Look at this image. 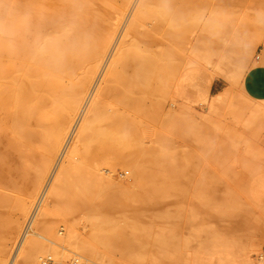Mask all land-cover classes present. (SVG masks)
<instances>
[{
  "label": "bare ground",
  "instance_id": "1",
  "mask_svg": "<svg viewBox=\"0 0 264 264\" xmlns=\"http://www.w3.org/2000/svg\"><path fill=\"white\" fill-rule=\"evenodd\" d=\"M130 1L132 0H0V188L8 189L12 186L27 188V197L19 205V216L11 219L3 229L0 264L6 262L10 252L9 247L12 246L9 245L18 236L21 225L19 217H24L29 212L33 189L42 185L45 174L50 170L57 152L63 145L66 134L83 105L87 92L92 87L100 65L109 52L107 50L110 44L112 45L114 34ZM200 1L138 0L101 79L112 80L114 83L100 86V93L106 90L112 92L116 101L127 111L117 118V128L121 133L136 132L144 119L152 120L154 117L147 114L146 109L140 105L143 100L141 102L140 97L133 96L131 92L144 94L143 91L146 89L149 92L150 76L158 75L165 70L164 68L163 71L159 70L162 64L157 62L158 52L151 47L161 45V42L156 40L158 32L160 34L161 31L160 36L171 43L170 48L173 44H176V47L180 45L174 43L176 37L181 38L183 34L187 37V42L184 41L186 37L182 36L184 38L182 40L189 47L182 45L181 40L180 50L175 47L178 53L183 51L181 52L183 55L179 54L180 58L182 57L181 61L184 57L182 72L180 77L177 76L178 82L176 81L175 88L179 87L184 95L181 92L180 94L182 97L185 96L184 99L186 98V102H183L184 107L181 106L185 109L182 111L186 113V115L184 113L186 117L191 115L189 108L191 98L185 94V80H190L189 73L193 77L195 72L203 69V74L207 75V82L210 84L213 78L209 68L211 50L218 55L217 68L221 69L219 65L231 50L221 47L213 50L209 45L212 41H224L225 38L220 34L224 28H227L231 34L237 31L239 22L236 9L239 1L216 0L217 3L211 8L216 6L218 10H215L216 7H214L215 12L209 9L213 14L208 13V17L204 18L205 21L203 20L204 22L198 27V32H195L197 36L195 35L194 42L191 40L193 43L191 44L190 39L194 31L186 29L183 33L181 29L186 27L187 24L183 26L184 21L186 23L189 19L186 13L188 14V11L190 13ZM228 4L232 5L233 9L227 17L228 20L222 19L223 14L220 12L219 15L216 11ZM259 17L260 20L264 19L262 14ZM180 32L183 33L181 36ZM209 33H214L218 39L217 37L211 39ZM41 46L44 48L43 52L40 51ZM147 50L149 51L146 54ZM194 51H198L197 55ZM247 51L248 48L244 47L240 51V57L244 58ZM259 62L264 63V53ZM158 70L159 72L156 73ZM161 73L163 77L164 74ZM191 80L193 81L192 78ZM151 87L153 89V86ZM227 90L217 91L218 93L211 95L212 99L209 97L208 100L216 105L220 104L223 102L221 98L229 94ZM198 93L201 94V91ZM141 98L143 99V95ZM90 102L92 103L88 106V114L82 117L75 139L69 147L66 161L55 177V184L60 189L51 192L49 199L40 198L30 219V230L27 232L29 236L26 233L23 235L17 252L11 256L9 264L14 263L18 253L20 258L17 264H41L39 255L35 254L38 251L46 253L50 250L58 256L64 254L62 253L64 249L72 251V248L75 252L89 254L95 264H106L104 260L110 255L108 252L118 254L119 251L122 255L125 253L131 255V251H134V253L138 252L140 257V250L143 249V252L149 246L155 248L154 245L160 247L162 243H166L161 242V237L159 238L157 234L159 228L162 231L164 227L160 220L169 222L170 226H173L170 230L174 231L179 227L182 215L184 216L182 219H191L194 215L193 210H189L187 214L169 212L165 209L154 210L170 189L189 185V168L193 164L191 161L188 163V160L187 163L182 162L183 158L182 161L175 160L173 163L174 154L170 150L172 146L169 145L170 141L166 137V134L173 132V129L162 121L147 122H151L154 127L156 145L144 147L138 154L123 152L108 159L107 164L110 167L120 165L130 169L132 181L128 186L107 175L109 171L106 175L94 176L89 186L81 184L78 189V183L72 184L70 175L78 172L81 166L71 156L80 152L81 141L98 132L103 119L99 100ZM211 104L209 107L216 106ZM188 131L190 132V129L187 128L181 133ZM196 132L204 136L197 142L200 141L205 145L204 147L207 146L206 149H209L210 135L207 131L196 130ZM261 181L264 186V175ZM102 188L107 189V197L96 205L93 199L99 195ZM240 188L241 192L247 194L246 186L241 185ZM229 197V199L208 200L204 204L207 216L211 220L224 221L226 216H233L231 213L237 211L233 212L231 209L235 205L230 204L233 196ZM212 198L210 196L209 199ZM85 200L94 203L92 207L101 212V217L95 219L87 214L86 222L92 229L89 227L91 231L81 237L75 233L73 220L67 216L75 209L81 208ZM231 205L233 206L230 207ZM241 205L237 208L241 209ZM112 212H117L118 217L112 216ZM54 218L66 221L68 228L66 236L57 238L52 236L53 234L50 235ZM231 220L232 218L229 219ZM167 232L163 231V235ZM37 237L51 239L49 241L54 243L52 245L54 247L50 245L49 247L52 248L45 247L40 250ZM164 239L163 241H166ZM167 240L168 244H166L169 245V239ZM258 264H264V251L260 254Z\"/></svg>",
  "mask_w": 264,
  "mask_h": 264
},
{
  "label": "rangeland",
  "instance_id": "2",
  "mask_svg": "<svg viewBox=\"0 0 264 264\" xmlns=\"http://www.w3.org/2000/svg\"><path fill=\"white\" fill-rule=\"evenodd\" d=\"M238 1L239 5L237 9L235 8L239 22L237 31L231 34L227 28H224L220 32L221 36L225 38L224 41H212L209 45L213 50L217 47L231 50L227 58L219 65L221 69L217 68L218 55L211 50L209 53L211 54L209 55V68L213 78L210 84L207 82V75L203 74V69L195 72L192 75L193 77L189 73L190 80H185V94L191 98V101H189L190 117H186V113L182 111L185 109L181 108V106L184 107L183 102H186L185 96L182 97L184 94H182L179 87H177L179 90L175 88V83L178 82L176 80L177 76L180 77L179 75L183 68L181 66L184 57L181 61L182 57L180 58L181 55H179L183 51L181 50L178 53L175 49L176 44H173L170 48L169 46L171 45L169 44L171 43L166 42L160 36V31L157 39L156 37L154 39L158 42L160 41L161 45L158 47L152 45L151 47L158 52L157 56L159 57L158 59L156 58L157 56L155 58L162 66L164 64V67L161 66L159 70L163 71L165 69L164 71H167L165 72L166 74L164 71L160 73L167 78L164 75L162 77L158 70L156 71L158 75L150 76L153 89L150 86L149 92L146 89L143 91L144 94L137 91L131 92L133 96L140 97L141 102L143 100L140 105L146 109L147 114L154 116V120L144 119L139 128L136 129V132L121 133L117 128V118L123 116L127 111L121 103L116 101V97L112 92L106 90L107 92L100 93V86L114 83L112 80L104 81L101 79L111 54H113L124 27L138 2V0L130 1L131 3L126 8L118 27L119 30L117 29L114 34L112 45L110 44L109 50H107L109 52L106 53L100 65L92 87L87 92L83 105L80 107L66 134L63 145L57 152L50 170L45 174L42 185L33 189L29 212L24 216L25 218L19 217L20 232L18 231V236L12 244L10 243L9 246H12L9 247L10 252H8L4 264H9L11 256L17 252L16 250L23 235L26 233L29 236L27 232L30 230V219L40 198L49 199L51 192L60 189L55 184V177L64 164L63 162L66 161L69 147L75 139V133L82 117L88 114L87 109L89 104L92 103L90 102L91 100H99L103 110V119L99 125L98 132L92 133L88 138L81 141L80 152L73 153L71 156L81 166L78 172L70 175L73 180L72 184L78 183V189L81 184L89 186L92 184L94 176H99V174L106 175L108 171L107 175L111 176L115 181L122 182L125 186H128L132 181L130 169L120 165H115L114 168L110 167L107 161L119 153L138 154L142 151V148L156 145L154 142V127L150 124L151 122L160 123L162 121L165 125L172 127L173 132L167 133L166 137L170 141L169 145L172 146L170 150L174 154L173 163H175V160L180 161L181 158H183V161H181L184 163H187V160L188 163L190 161L193 163L192 167L189 168V185L170 189L169 193L154 207L155 211L165 209L169 212H179L181 214H187L189 210H193L194 215L191 219L183 218V220L182 217L184 216H181L179 227L174 228V231H172L173 226H170L169 222L165 220L159 221L164 227L162 231L159 228L161 232L157 231L158 237H161V242L166 243L168 242L167 239H169V245L164 243L167 246L165 247L162 243L160 247L158 245H154L155 248L149 246L143 252V249H139L142 252V254L139 252L140 257L137 254L138 252L134 253V251H131L133 253L132 257V253L131 255H128L130 253H125L126 256H124L125 254L122 255L119 251L118 254L113 252L112 254L114 255L108 252L110 255L107 253L108 256L104 255L105 257H115H110V259L107 257L105 259L104 257L106 264L110 262L115 264H258L260 254L264 251V186L261 184V178L264 175V63L259 62L264 53V19H259L261 14L264 17V0ZM214 3H217L216 0H201L190 10V13L189 11L188 14L186 13L189 19L187 18L188 16H184L188 20L186 23L184 21L183 26L187 25L182 27L181 31L183 33V30L186 31V29L187 31H194L190 39L191 44H193L192 41L194 42L197 34L195 32H198V27L205 21L204 18L208 13L212 15L213 11L218 10L216 6H214L216 9L214 7L211 8ZM232 7L229 4L224 5V8L219 9L216 13L220 15L221 12L223 14L222 17L224 16L222 19L226 18L228 20L227 17L230 15ZM219 15L216 14L215 16ZM180 33L177 34L179 35ZM208 35H210L211 39L217 37L214 33H209ZM182 36L181 38L176 37V42L174 43H178L181 46L182 43L179 41L183 42V37H186ZM184 41L187 42V37ZM185 42L182 45L185 44L186 46ZM141 46L143 47V45ZM187 46L189 47V45ZM178 47L176 48L180 50V47ZM244 47H247L248 51L245 57L241 58L240 51ZM148 51H145V53ZM224 89L229 93H225L228 96L225 95L224 97L229 98L228 100L224 97L221 98L223 100V102L220 101L221 105L219 103L216 105L208 100L209 97L212 99L211 95L218 93L217 91L219 90L226 92ZM197 90L198 92L201 91V94L196 92ZM202 93L206 94V96H203ZM142 95L143 99L141 98ZM211 103L216 106L213 107ZM209 104L212 107H209ZM171 110L173 114H171ZM156 116L157 118L155 119ZM148 121L151 122L147 123ZM187 128L190 129V132L182 134L181 131ZM196 130H205L210 135H208L210 137L209 149H206L207 146L204 147L205 145H202L200 141L197 142L204 136L202 137ZM191 139L194 140L191 141ZM187 157L188 159H186ZM241 185L247 187V194L241 192ZM26 189L17 186H12L8 189L0 188V243L4 236L3 229L6 228L11 219L13 220L19 216V205L27 197ZM62 189L65 190L64 188ZM107 194L106 188L100 189L99 195L93 199V202L100 204L106 199ZM230 195L233 196V199L235 198L234 200L231 198L230 204L236 206L234 208L235 206L231 205L230 207L233 206L231 209H233V212L234 210L239 211H235L234 214L230 210L233 216H226L224 221L214 222L211 220L207 216L204 204L208 200L229 199ZM210 196L213 198L209 199ZM85 201L81 208L75 209L67 216L73 220L75 233L81 237L91 231L89 229L91 226L86 222L87 214L94 218L101 217V212L97 208L94 209L92 207L94 203L89 200ZM240 205L242 208H237ZM112 216L118 217V213L112 212ZM231 218L232 220L229 221ZM52 225L50 235L53 234L52 236L57 238L66 236V230L68 229L66 221L54 218ZM170 228L172 229L170 230ZM167 230H170V232L168 231V233ZM163 231L167 233L163 235ZM164 238L166 241H163ZM36 240L39 243L38 247L40 250L45 247H54L52 246L54 243L49 241L51 239L37 237ZM50 245L52 247H49ZM70 250H61L62 253L64 252V256L61 254H59L60 256H55L56 254H53V251L51 253L50 250L46 251V253L38 251L35 254L39 255V260L41 256L50 254L57 264H74L73 260L76 257L78 262L83 264H95L89 254L75 252L73 248L72 251ZM134 256L136 260L133 259ZM127 257H129V260ZM151 257H154V259H151ZM19 258L20 253L17 254L16 260L12 264H17ZM157 258L159 261H157Z\"/></svg>",
  "mask_w": 264,
  "mask_h": 264
},
{
  "label": "built area",
  "instance_id": "3",
  "mask_svg": "<svg viewBox=\"0 0 264 264\" xmlns=\"http://www.w3.org/2000/svg\"><path fill=\"white\" fill-rule=\"evenodd\" d=\"M41 264H57L55 259L50 254H45L40 258ZM74 264H83L82 262H78V258H74Z\"/></svg>",
  "mask_w": 264,
  "mask_h": 264
},
{
  "label": "clouds",
  "instance_id": "4",
  "mask_svg": "<svg viewBox=\"0 0 264 264\" xmlns=\"http://www.w3.org/2000/svg\"><path fill=\"white\" fill-rule=\"evenodd\" d=\"M40 51H41V52H43V51H44V48H43V46H41V48H40Z\"/></svg>",
  "mask_w": 264,
  "mask_h": 264
}]
</instances>
